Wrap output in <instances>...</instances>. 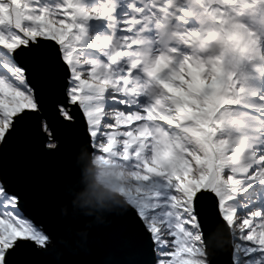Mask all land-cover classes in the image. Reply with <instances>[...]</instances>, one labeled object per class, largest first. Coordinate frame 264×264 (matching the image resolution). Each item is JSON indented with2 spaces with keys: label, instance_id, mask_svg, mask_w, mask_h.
I'll return each instance as SVG.
<instances>
[{
  "label": "snow or ice",
  "instance_id": "snow-or-ice-1",
  "mask_svg": "<svg viewBox=\"0 0 264 264\" xmlns=\"http://www.w3.org/2000/svg\"><path fill=\"white\" fill-rule=\"evenodd\" d=\"M77 119L109 171L74 206L140 227L121 264H264V0H0V264L54 244L5 158Z\"/></svg>",
  "mask_w": 264,
  "mask_h": 264
},
{
  "label": "water",
  "instance_id": "water-1",
  "mask_svg": "<svg viewBox=\"0 0 264 264\" xmlns=\"http://www.w3.org/2000/svg\"><path fill=\"white\" fill-rule=\"evenodd\" d=\"M57 136L58 151L26 146L18 157L4 161L20 177L25 215L54 238L50 251L39 258L41 264H121L133 258L143 241L140 227L130 215L106 213L100 206L78 209L73 204L76 169L84 187L90 180L101 185L92 157L81 159L84 150L79 119L58 129ZM77 211L94 214L78 220ZM218 262L225 264V258L218 257Z\"/></svg>",
  "mask_w": 264,
  "mask_h": 264
},
{
  "label": "rangeland",
  "instance_id": "rangeland-1",
  "mask_svg": "<svg viewBox=\"0 0 264 264\" xmlns=\"http://www.w3.org/2000/svg\"><path fill=\"white\" fill-rule=\"evenodd\" d=\"M91 30L97 32L98 34L102 31V29L100 28V26L98 24H93L91 25ZM94 157H92V161L94 162ZM98 162L100 164V166L103 168V174L100 175V178L102 180V182H105L108 176V171L109 169L106 167L105 162L101 161L98 159ZM96 179H97V175H95ZM98 180V179H97ZM99 182V181H98ZM103 185V184H102Z\"/></svg>",
  "mask_w": 264,
  "mask_h": 264
},
{
  "label": "trees",
  "instance_id": "trees-1",
  "mask_svg": "<svg viewBox=\"0 0 264 264\" xmlns=\"http://www.w3.org/2000/svg\"><path fill=\"white\" fill-rule=\"evenodd\" d=\"M94 165L96 167V175H97V179L98 181L101 183V184H104L105 182H102L101 178H100V175L103 174V171H102V167L100 166L99 162H98V159L95 158L94 159Z\"/></svg>",
  "mask_w": 264,
  "mask_h": 264
}]
</instances>
